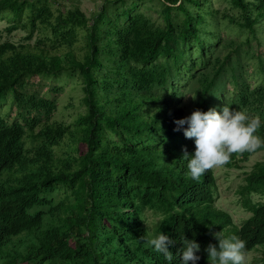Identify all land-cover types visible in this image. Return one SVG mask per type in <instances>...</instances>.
<instances>
[{"label": "trees", "instance_id": "1", "mask_svg": "<svg viewBox=\"0 0 264 264\" xmlns=\"http://www.w3.org/2000/svg\"><path fill=\"white\" fill-rule=\"evenodd\" d=\"M96 1L87 15L78 6L52 9L46 0H0V15L16 22L5 32L28 31L21 43L0 44V99L10 93L21 120L0 116V264H167L139 240L159 229L174 241L172 264H180L182 238L195 240L197 264H208L204 249L219 231L244 240L247 253L261 254L254 262L264 264V201L253 200L264 196V161L237 191L251 213L238 226L214 205L213 169L198 180L187 175L182 156L194 145L174 131V120L184 117L173 102L178 80H192L194 109L226 105L264 121V87L250 88L233 64L231 95H214L228 68V58L207 54V19L218 10L210 0H155L156 24L135 11L144 0ZM232 4L240 19L231 21L261 44L264 0ZM35 31L50 36L30 43ZM258 64L264 74L263 55ZM63 72L77 75L82 91L85 110L72 124L51 120L55 101L22 90L28 76ZM256 134L264 138V127ZM259 151L233 153L224 166L240 168ZM147 213L159 216L152 232Z\"/></svg>", "mask_w": 264, "mask_h": 264}, {"label": "rangeland", "instance_id": "2", "mask_svg": "<svg viewBox=\"0 0 264 264\" xmlns=\"http://www.w3.org/2000/svg\"><path fill=\"white\" fill-rule=\"evenodd\" d=\"M128 1L127 6L130 4ZM214 9L218 10L217 18L207 19L208 29L213 32V36L209 35L205 41L208 44L207 54L226 61V68L223 76L219 80L218 87L213 90L214 95L218 99L221 97H229L233 91V83L229 66L233 64L246 81L250 88L264 87V74L260 71L258 57H264V41L260 40L258 44L256 40L246 29H240L231 20L240 19L239 8L232 4V0H210ZM52 9H60L65 11L69 8L78 6L87 15L96 9V0H46ZM160 4L153 0H144L139 3L135 11L142 12L150 17L156 24H161V16L159 13ZM175 21H180V13L174 11ZM16 23L9 13L0 15V44L6 41L13 43H21L27 36L28 31L24 28H18L11 33L5 32V28ZM50 36L49 31H35L30 40L34 43L38 38ZM248 39V42L246 40ZM233 42L234 44H231ZM238 45V46H237ZM191 58L198 57V50L195 44L191 45L188 51ZM197 72H202L198 66ZM192 80H178L175 84L180 88L181 95L179 99L173 102L178 103L182 107L184 117L189 115L193 110V102L196 100L194 86L191 85ZM23 91L34 93L38 97L55 101L56 109L51 116V120L62 121L72 124L77 115L84 112V106L80 99L82 91L80 82L75 74L63 72L54 75H34L28 76L24 80ZM194 97V98H193ZM216 99V100H218ZM217 103V101H215ZM214 104V102H213ZM219 106V104H217ZM18 109L12 101L11 94L0 99V116L7 122L11 123L18 118ZM258 161H264V151L252 154L247 161L240 163V168L221 166L213 168L217 183V195L215 199V207L227 212L236 225L250 216V212L245 211L240 204V198L237 193L239 187L244 184V178L249 173L253 165ZM254 201H264V196H253ZM159 216L153 213H147V227L149 231H153L155 222ZM259 251H251L246 254V264H258L254 260L260 257Z\"/></svg>", "mask_w": 264, "mask_h": 264}, {"label": "clouds", "instance_id": "3", "mask_svg": "<svg viewBox=\"0 0 264 264\" xmlns=\"http://www.w3.org/2000/svg\"><path fill=\"white\" fill-rule=\"evenodd\" d=\"M194 98V97H193ZM174 131H182L185 138L191 139L194 149L184 151L187 175L198 180L207 171L229 163L233 153H253L264 148V138L257 135L264 121L259 116H251L246 111L230 109L224 105L219 111L193 110L189 115L174 120ZM216 244L209 243L204 251L208 264H246V242L237 235L213 233ZM146 247L164 257L172 264L173 254L169 246L174 243L167 234L159 230L147 237H140ZM183 247L179 250L180 264H197L200 245L195 240L182 238Z\"/></svg>", "mask_w": 264, "mask_h": 264}]
</instances>
